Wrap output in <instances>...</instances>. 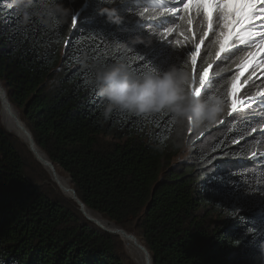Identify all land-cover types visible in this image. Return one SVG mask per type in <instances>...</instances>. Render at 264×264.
Here are the masks:
<instances>
[{"label": "trees", "instance_id": "16d2710c", "mask_svg": "<svg viewBox=\"0 0 264 264\" xmlns=\"http://www.w3.org/2000/svg\"><path fill=\"white\" fill-rule=\"evenodd\" d=\"M56 2L73 11L53 25V0H0V83L57 172L91 212L141 240L152 264H264V103L229 115L227 100L215 122L201 124L167 110L109 111L96 83L101 68L124 64L143 78L175 64L191 83L194 48L157 43L166 28H175L169 39L183 40L186 25L155 0H116L119 26L99 14L104 0ZM130 8L144 12L140 24ZM192 30L198 40L195 21ZM211 39L197 57L196 81ZM240 55L213 63L201 97L223 95L240 71L238 102L264 91V66L242 69L234 63ZM1 107L0 97V264H138L6 130Z\"/></svg>", "mask_w": 264, "mask_h": 264}, {"label": "snow or ice", "instance_id": "6c2138e0", "mask_svg": "<svg viewBox=\"0 0 264 264\" xmlns=\"http://www.w3.org/2000/svg\"><path fill=\"white\" fill-rule=\"evenodd\" d=\"M121 2L123 3L124 0H121ZM136 2L137 0H135ZM178 2L181 7L165 8L164 11H170L173 17H177L184 22L188 34L185 35V32L181 31L179 35L183 37V40L177 39L173 41L168 37L175 31V28H166L163 32V38H158L157 43L163 44L174 51L181 49L189 51L190 48H194L190 52L193 77L188 85L189 93L192 96L199 98L205 94L207 82L210 79V69L215 61L222 58V54L230 53L234 55L235 52H243V55L238 56L234 63L245 70L253 66L254 61L256 62L255 67L264 66V57L260 55L261 52H264V19L260 20L259 23L252 22L257 16L256 0H247L243 4L244 9L247 11L246 15L240 18H237L235 12L229 11L230 5L225 0H178ZM261 7L260 15H264V4ZM129 11L139 18L138 23L140 24L144 19V12H137L133 8H130ZM144 11H147V9ZM245 19L248 21L247 24H244ZM194 21L199 26L198 40L196 39L197 33L192 30ZM77 23L78 15H73L71 19L72 26L76 27ZM235 26H240L239 32L236 31ZM210 36L212 37L210 41L212 52L209 54V62L199 73L197 84V57L201 54V46ZM185 45H189L190 48H185ZM239 46H243V48ZM257 57H260V59L257 60ZM242 75L243 71H240L232 76L230 82H228L227 89L223 93L228 100L229 115L243 112L257 103H264V91L259 92L255 98L248 96L246 100L237 101L235 98L237 81ZM253 75H255V72H253ZM188 122L191 124L190 117ZM260 131L264 132V127H261ZM256 132L257 127L253 126L251 133ZM256 155V152L251 153L252 158H256Z\"/></svg>", "mask_w": 264, "mask_h": 264}, {"label": "clouds", "instance_id": "9594fccd", "mask_svg": "<svg viewBox=\"0 0 264 264\" xmlns=\"http://www.w3.org/2000/svg\"><path fill=\"white\" fill-rule=\"evenodd\" d=\"M25 0H21L24 3ZM116 0H104L99 14L117 26L123 24L124 17L115 7ZM71 7L53 0L48 10L52 24L56 18L67 20L72 13ZM25 12V19H29ZM44 23L48 24L49 20ZM96 83L99 94L113 107L135 113L158 112L167 110L178 120L191 118V123L215 122L227 106L224 95H210L207 98L194 97L189 93V73L173 64L167 69L154 68L143 78L133 76L126 65L116 64L97 71Z\"/></svg>", "mask_w": 264, "mask_h": 264}, {"label": "bare ground", "instance_id": "6f19581e", "mask_svg": "<svg viewBox=\"0 0 264 264\" xmlns=\"http://www.w3.org/2000/svg\"><path fill=\"white\" fill-rule=\"evenodd\" d=\"M155 2H158V5L167 4L168 8H172L173 5L169 1L165 0H155ZM234 2V0H233ZM264 2V1H263ZM262 2V3H263ZM262 19L261 17H259ZM0 97H1V115L3 123L5 124L6 128L12 131L13 133L17 134L24 142H26L29 145H32L33 153L36 155L37 159L42 163L48 171L51 173L52 177L54 175L57 185L61 188V190L68 196V197H74V193L72 191V188L69 185L68 180L60 175L57 170L52 168V166L49 164V158L47 155L42 151L37 144L35 143V140L30 133V131L27 129L25 124L20 120L19 112L16 110V108L11 104L7 97V93L5 88L0 83ZM83 211L85 212V216L92 219V222L97 224L100 228L110 230L114 234L118 233L119 236L126 242V244L129 246V248L134 251L137 255L141 254L139 259L137 261L140 264H152L151 257L147 256L145 252L140 248L138 244L135 243V240L131 237L126 236V233H123L120 228L113 223H110L106 220H103L98 215L91 212L87 207H83ZM116 232V233H115ZM116 234V235H118ZM140 243V242H138Z\"/></svg>", "mask_w": 264, "mask_h": 264}, {"label": "rangeland", "instance_id": "374dc122", "mask_svg": "<svg viewBox=\"0 0 264 264\" xmlns=\"http://www.w3.org/2000/svg\"><path fill=\"white\" fill-rule=\"evenodd\" d=\"M264 0H256V11H257V16L254 18V20L252 21L253 23H259V21L260 20H262V19H264V15H260V12H261V10H262V4H264V2H263ZM225 2H227L229 5H230V8H229V11L230 12H235L236 13V16H237V18H240L241 16H244V15H246V11L247 10H245L244 9V7H243V4L245 3V2H247V0H234V2H233V0H225ZM263 2V3H262ZM259 17H261L262 19H260ZM248 23V21L245 19V21H244V24H247ZM235 28H236V31L237 32H239L240 31V26H235ZM261 56H263L264 57V52H261V54H260ZM199 80V78L197 79V81ZM238 89H239V85H238V87H237ZM19 114V113H18ZM20 120H21V118H20ZM4 125V124H3ZM6 128V127H5ZM6 130H8L7 128H6ZM9 131V130H8ZM9 132H11V131H9ZM11 133H13V132H11ZM15 134V133H14ZM188 153V149H187V147H184V149L182 150V155L180 156V157H182V156H184V155H186V157H187V154ZM33 155H34V153H33ZM34 156H36V155H34ZM180 157H177V160L180 158ZM36 158V160H37V157H35ZM37 161H39V160H37ZM51 161V160H50ZM40 162V161H39ZM55 166V165H54ZM48 171V170H47ZM53 178V177H52ZM67 180H68V182H69V179L68 178H66ZM70 185V184H69ZM72 188V187H71ZM61 189V188H60ZM63 192V191H62ZM64 193V192H63ZM65 194V193H64ZM66 195V194H65ZM64 195V196H65ZM77 195V194H76ZM67 196V195H66ZM65 196V197H66ZM67 198V197H66ZM69 199V198H68ZM81 200V199H80ZM82 201V200H81ZM83 202V201H82ZM84 203V202H83ZM86 207V206H85ZM80 209V208H79ZM138 239V238H137ZM139 240V239H138ZM139 242H141V240H139ZM142 243V242H141ZM124 245V248H125V252H126V254H127V257H128V259H130V260H135L138 264H140L138 261H137V259H139V257H140V255L141 254H136L134 251H132L130 248H129V246L126 244V242H125V244H123ZM136 264V263H135Z\"/></svg>", "mask_w": 264, "mask_h": 264}, {"label": "water", "instance_id": "95a60500", "mask_svg": "<svg viewBox=\"0 0 264 264\" xmlns=\"http://www.w3.org/2000/svg\"><path fill=\"white\" fill-rule=\"evenodd\" d=\"M1 94V93H0ZM20 138V137H19ZM26 143V142H25ZM29 148L31 149V151H33V149H32V145H29ZM36 157V156H35ZM38 160V159H37ZM49 161V164L52 166V168H54V164L50 161V159H48ZM42 164V163H41ZM43 165V164H42ZM44 166V165H43ZM44 168L46 169V170H48L45 166H44ZM53 180L57 183V181H56V179H55V177H54V175H53ZM60 188V187H59ZM72 191H73V193H74V197H68V196H66L65 194V196L67 197V198H69V199H72V200H74L78 205H79V208H80V210L83 212V214H85V212L83 211V207H85V204L80 200V198L76 195V193H75V190L72 188ZM89 220H91L92 221V219H90L89 217H87ZM106 230V229H105ZM120 230L123 232V233H126V236H128V237H131V238H133L134 240H135V243L136 244H138L139 246H140V248L145 252V254L147 255V256H149L150 257V255H149V252H148V250L146 249V247L140 242V243H138L139 242V240L137 239V237L133 234V233H131V232H128V231H126V230H124V229H121L120 228ZM106 231H108V232H111V233H113L112 231H110V230H106ZM116 233V232H115ZM116 234H118V233H116ZM119 235V234H118Z\"/></svg>", "mask_w": 264, "mask_h": 264}]
</instances>
